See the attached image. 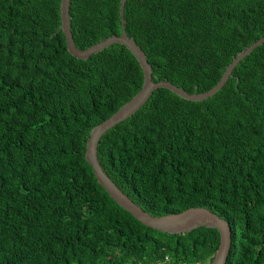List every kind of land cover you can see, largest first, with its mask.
Returning <instances> with one entry per match:
<instances>
[{
  "label": "trees",
  "instance_id": "obj_1",
  "mask_svg": "<svg viewBox=\"0 0 264 264\" xmlns=\"http://www.w3.org/2000/svg\"><path fill=\"white\" fill-rule=\"evenodd\" d=\"M61 0H0V264H209L215 228L148 227L117 204L85 160L90 130L141 88L113 43L71 55ZM120 0H70L85 49L121 33ZM124 27L153 81L202 93L264 35V0H125ZM97 159L153 216L204 207L231 229L225 264H264V41L199 101L152 91L105 131Z\"/></svg>",
  "mask_w": 264,
  "mask_h": 264
},
{
  "label": "water",
  "instance_id": "obj_2",
  "mask_svg": "<svg viewBox=\"0 0 264 264\" xmlns=\"http://www.w3.org/2000/svg\"><path fill=\"white\" fill-rule=\"evenodd\" d=\"M69 2L70 0H61L60 2L61 23L59 25V29H61L65 34L66 48L71 55L80 59H87L91 54L97 53L108 45L121 43L136 57L143 73V82L139 91L111 116L95 125L89 132L86 141L84 158L90 164L97 182L117 204L130 212L133 217H135L142 224L153 229L167 233H183L199 226L217 229L220 234V243L209 264H225L226 256L229 252L231 243V229L223 218L204 207H189L178 213H169L161 216H153L149 214L135 204L103 170L97 159V144L105 131L113 127L116 123L132 115L147 100L152 91L156 88H167L173 93H176L180 97L188 100L204 99L211 96V94L213 95L223 82L227 80L234 66L240 61V59L264 41V35L248 45L230 61L221 78L212 88L202 93H188L169 81H153L151 77V66L148 63L144 52L126 34L123 17L125 0H120L119 4L122 27L121 33L119 35H110L85 49L77 48L73 42L69 28Z\"/></svg>",
  "mask_w": 264,
  "mask_h": 264
},
{
  "label": "bare ground",
  "instance_id": "obj_3",
  "mask_svg": "<svg viewBox=\"0 0 264 264\" xmlns=\"http://www.w3.org/2000/svg\"><path fill=\"white\" fill-rule=\"evenodd\" d=\"M62 32H63V31H62ZM63 33H64V32H63ZM64 35H65V34H64ZM120 44H121V43H120ZM122 45H123V44H122ZM128 50H129V49H128ZM129 51H130V50H129ZM130 52H131V51H130ZM246 55H247V54H246ZM75 57H76V56H75ZM135 58H136V57H135ZM79 59H80V58H79ZM137 61H138V60H137ZM225 81H226V80H225ZM225 81H224V82H225ZM224 82H223V84H224ZM223 84H222V85H223ZM222 85H221V86H222ZM221 86H220V87H221ZM220 87H219V88H220ZM219 88H218V89H219ZM218 89H217L215 92H217ZM170 91H171V90H170ZM215 92H214V93H215ZM214 93H213V94H214ZM175 94H176V93H175ZM176 95H177V94H176ZM211 95H212V94H211ZM178 96H179V95H178ZM179 97H180V96H179ZM181 98H182V97H181ZM183 99H185V98H183ZM186 100H188V99H186ZM199 100H202V99H198V100H190V101H199ZM125 210H126V209H125ZM126 211H127V210H126ZM129 213H130V212H129ZM177 213H178V212H177ZM130 214H131V213H130ZM132 216H133V215H132Z\"/></svg>",
  "mask_w": 264,
  "mask_h": 264
},
{
  "label": "clouds",
  "instance_id": "obj_4",
  "mask_svg": "<svg viewBox=\"0 0 264 264\" xmlns=\"http://www.w3.org/2000/svg\"><path fill=\"white\" fill-rule=\"evenodd\" d=\"M219 216V215H218Z\"/></svg>",
  "mask_w": 264,
  "mask_h": 264
}]
</instances>
